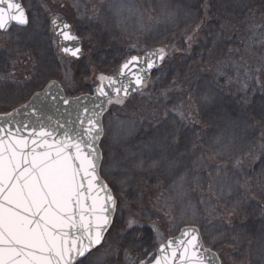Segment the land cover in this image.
I'll list each match as a JSON object with an SVG mask.
<instances>
[{"label": "rangeland", "instance_id": "374dc122", "mask_svg": "<svg viewBox=\"0 0 264 264\" xmlns=\"http://www.w3.org/2000/svg\"><path fill=\"white\" fill-rule=\"evenodd\" d=\"M40 1L24 0L31 11L30 25L8 33L0 31V42H5L3 47L7 46L17 56H28L48 75L57 67L56 74L73 96L89 93L100 83L101 75L107 78L116 74L107 57L100 56L94 62L80 64V73L75 75L72 69V65L76 66L75 60L64 59L50 24L54 18L61 17L62 8L59 4L48 6L45 14L49 20L45 25L36 10ZM62 2L70 14H78L77 25L81 27L77 31L82 39L89 33L87 21L94 22L95 29L99 28L104 38L133 39L127 51L131 54L129 57L142 55L152 48H165L169 55H176L185 45L187 53L192 46L197 48L196 41L200 38L213 39V33L203 24L210 8L222 13L233 7L215 0ZM245 3L264 9V0H245ZM92 5L94 10L90 13L88 7ZM170 12L175 13L172 21L168 19ZM177 33L183 34L182 40L174 37ZM188 36L192 39L188 40ZM214 38L220 41L223 34ZM6 60L7 56L0 55V69ZM206 86L209 85L201 83L192 88L191 98L186 97V91L178 93L174 99L159 104L153 114L146 112L142 117L130 115L126 107L118 108L123 102L113 100L104 121L102 175L115 193L118 213L103 246L94 251L93 258L99 257L101 264H133L138 257H143L145 250L151 256L188 225L202 230L206 246L218 253L222 264H264V185L256 191L260 197H253L263 202L255 203L248 192L250 181L253 184L258 175H264V134L239 115L221 121L212 127L216 131L210 132L214 124L212 114L219 107L221 96ZM144 90L146 94V86ZM205 95L210 97L207 103L202 99ZM180 113H183L179 126L183 158L171 167L165 160L159 168H149L155 153L159 155L150 147L154 137L158 140L157 125L165 121L173 124L180 120ZM204 115L208 117V127L199 129ZM134 159L145 160V167L135 169ZM182 175L186 178L183 195L176 188ZM118 208H122L120 213ZM222 209L233 214L235 221L227 220ZM130 216L143 226L131 234L126 228ZM240 219L246 220V225L240 224Z\"/></svg>", "mask_w": 264, "mask_h": 264}, {"label": "snow or ice", "instance_id": "6c2138e0", "mask_svg": "<svg viewBox=\"0 0 264 264\" xmlns=\"http://www.w3.org/2000/svg\"><path fill=\"white\" fill-rule=\"evenodd\" d=\"M168 19L174 20L175 13L170 12ZM29 25V9L24 0H0V31ZM64 28L69 26L65 24ZM61 35L68 41L78 39L70 31ZM64 51L78 57L81 48L65 47ZM166 55V49L160 48L143 63L133 56L122 65L121 78L101 75L99 97L106 98L108 103L113 98L122 103L120 94L127 96L129 88L144 86L147 73L157 66L155 61H164ZM8 75L0 79L6 80ZM105 79L107 85L103 83ZM42 95L47 94L36 93L33 101H39ZM202 99L207 103L210 97L205 95ZM52 102L53 106L58 102L70 103L63 98L58 101L55 96ZM30 106L31 102L24 107ZM87 113L85 108L75 121L57 120L54 124L16 121L18 113L0 118V264H101L100 258H93V254L103 246L116 201L100 178L103 159L98 141L104 131L100 113ZM179 115L180 120L173 124L165 121L157 125L158 140L154 137L150 147L159 155L150 160L149 168H159L165 160L171 167L183 158L179 127L183 113ZM145 163L143 159H134L133 167L142 170ZM185 179L182 175L176 182L181 195ZM142 227L133 216L126 222L129 234ZM207 255L199 229L191 227L179 237L169 239L159 252L149 256L145 250L143 257L133 264H210Z\"/></svg>", "mask_w": 264, "mask_h": 264}, {"label": "trees", "instance_id": "16d2710c", "mask_svg": "<svg viewBox=\"0 0 264 264\" xmlns=\"http://www.w3.org/2000/svg\"><path fill=\"white\" fill-rule=\"evenodd\" d=\"M61 1H40L36 10L39 11L42 22L47 25L46 22L49 20L45 14L48 6L59 4L62 8L61 17L67 18L77 31L81 27L77 25L80 22L78 14L73 12L70 14L71 11L66 9V3ZM215 2L232 4L233 7L222 13L219 9L210 8L205 15L203 24L205 29L213 33V39L210 41L209 38L204 40L200 38L196 41L197 48L193 49L192 46L189 53H186V45L179 54L167 53L161 68L153 75L150 82L145 84L147 93L144 94L146 90L143 89L141 93L129 99H123L122 107L118 106V108L126 107L128 113L134 117H142L146 112L153 114L159 104H165L179 96L178 93L185 91L186 97L191 98L192 88L196 89L199 84L206 83L209 85L206 87L221 96L219 107L212 114L214 124L210 128L217 127L229 117L239 115V118H247L264 134V9L247 5L245 0H215ZM88 9L92 13L93 5ZM29 17L31 19V11ZM85 25L89 32L84 38L86 55L83 60L74 61L76 66L72 65V69L75 75L80 73V64L94 62L100 56L107 57L109 64L114 66V71L116 70L117 73L121 64L131 55L127 51L133 39L120 36L110 40L99 34L101 30L95 29L94 22L87 21ZM219 34H223V39L215 41L214 37ZM182 35L177 33L174 37L182 40ZM4 43V41L0 42V55L7 56V60L0 69V76L8 73L11 75H8L6 80L0 79V114L8 113L27 102L51 79H58L67 94L71 95L59 74H56V71H59L57 67L48 75L37 68L36 61L28 56L13 54L10 49L7 50V46L3 47ZM204 43L205 49L200 51ZM5 69L7 72L4 71ZM112 102L109 104V110ZM201 122L202 126L199 129L208 127L207 116L204 115ZM209 131L213 133L216 130L212 128ZM263 185L264 175H258V179L253 184L250 181L248 192L255 203L263 202L253 199L260 197L256 191L262 190ZM121 210L118 208L119 213ZM222 211L228 217L227 220L230 218L234 220L233 214L228 210L222 209ZM239 222L242 224L246 220L240 219Z\"/></svg>", "mask_w": 264, "mask_h": 264}, {"label": "water", "instance_id": "95a60500", "mask_svg": "<svg viewBox=\"0 0 264 264\" xmlns=\"http://www.w3.org/2000/svg\"><path fill=\"white\" fill-rule=\"evenodd\" d=\"M65 24H67L69 26L68 29L64 28ZM27 27L28 26H26V27L13 26L11 29H13V28H27ZM51 27H52V30H53L55 37L58 40V45L60 46L62 55L65 58H71V59L78 60V61L82 60L84 58V55H85V51H84V47H83V39L76 33L72 24L65 18H55V19L51 20ZM9 31H6V32L1 31V32L7 33ZM63 31H70L71 34L76 36L78 39L75 41L64 40L63 36L61 35V33ZM65 47H67L69 49H74L76 47H79V48H81V53L79 54L78 57H74V56H72L71 51H69V52L64 51ZM154 51H156V49L152 48V49L147 50L142 55H134V56L138 57L140 59V61L143 63L145 58L151 57L152 53ZM131 57H133V56H131ZM131 57L128 60H126L125 62L129 61L131 59ZM163 62L164 61H159V60L155 61L157 66L152 71L147 73V79H146L145 83H147L151 80L153 74L162 66ZM122 65H121L120 70L117 73V75L113 76L111 78H114V79L115 78H121L119 76V74H120ZM123 79H124L125 83H128L127 78H123ZM103 83L105 85H107L108 80L103 81ZM145 83H144V85H145ZM49 86H51V87H49ZM97 88H98V86L91 93L83 94V95L76 96V97H70L66 94L63 86L61 85V83L58 80H55V79L50 80L41 90L35 92L26 103L18 106L17 108L13 109L9 113H18L17 115H15L16 121L31 122L32 124H35L38 121H43L45 124H54V122L57 120H59L62 123H66L68 119H72L73 121H75L76 117L78 115L83 114V110L85 108L88 109L87 115H92L93 113L99 112L100 113V119H101V126L103 127L104 131H103V135L100 137V139L98 141V148L102 154V159H104L101 144H102L104 134H105L104 120H105V116L108 112L109 103L106 102V98L99 97L98 92H97ZM142 89H143V86L140 87L139 89H137L135 86H133V87L129 88L127 96H124L123 93H121L120 95L122 98L127 99L130 96L141 92ZM36 93H46L47 95L46 96L42 95L41 99L39 101H33V97L35 96ZM53 96L57 97L58 101L60 100V98H63V99H67L70 103L65 105L62 102H58L55 104V106H53V102H52ZM30 102H31L32 106L25 108L24 106L29 105ZM97 105H100L101 107H97ZM33 107L35 108V113L33 112ZM7 114L8 113L1 114L0 118H6ZM69 114H71V115H69ZM49 117L52 118L51 121H49V119H48ZM5 123H6V119H5ZM73 126H78V125L74 124ZM101 168H102V165H101ZM100 178L103 180L104 183H106L108 185V190H109L110 194L115 198V201H116L115 208L112 211L111 225H110L108 231L105 233V237H106V234L109 232V230L111 229V227L114 223L118 202H117V199L115 197V194H114L111 186L105 180V178L102 176L101 169H100ZM101 195H103V193H101ZM191 227H195V228L199 229L204 248L208 250V255H207L206 259L210 262V264H222V261L220 259V256L218 255V253L216 251L208 248L205 245L204 240H203V236H202V232L198 226L188 225V226L182 227L176 236L171 237L169 239L179 237L180 233L184 229L191 228ZM167 241L165 243H167ZM103 242H104V240L102 241V244H103ZM157 252H159V249L157 250ZM177 264H179V262H177Z\"/></svg>", "mask_w": 264, "mask_h": 264}, {"label": "bare ground", "instance_id": "6f19581e", "mask_svg": "<svg viewBox=\"0 0 264 264\" xmlns=\"http://www.w3.org/2000/svg\"><path fill=\"white\" fill-rule=\"evenodd\" d=\"M177 12L179 13L180 11L178 10ZM205 93H206V92H205ZM205 93H204V94H205ZM236 127H237V126H236ZM236 127H235L234 130H236ZM155 155H156V156H154V157L156 158V157H157V153H155Z\"/></svg>", "mask_w": 264, "mask_h": 264}]
</instances>
